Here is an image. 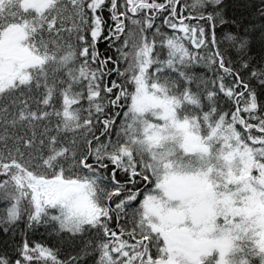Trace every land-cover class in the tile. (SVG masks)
I'll use <instances>...</instances> for the list:
<instances>
[{"label":"snow or ice","instance_id":"obj_1","mask_svg":"<svg viewBox=\"0 0 264 264\" xmlns=\"http://www.w3.org/2000/svg\"><path fill=\"white\" fill-rule=\"evenodd\" d=\"M225 7L0 0V264H264V20Z\"/></svg>","mask_w":264,"mask_h":264},{"label":"trees","instance_id":"obj_2","mask_svg":"<svg viewBox=\"0 0 264 264\" xmlns=\"http://www.w3.org/2000/svg\"><path fill=\"white\" fill-rule=\"evenodd\" d=\"M187 2L191 3V0H187ZM225 4L226 7L224 11L226 13V19L230 22L235 21V23H231L230 27L218 26L216 29L218 39L222 37L224 32H232L233 34L238 33L243 36L245 34V29L250 30L252 24L258 25L264 20V17L259 15V9L264 7L262 0H225ZM67 26H70V24ZM248 39L250 43L246 55L256 57L260 53L262 45L261 32L259 29H257L252 35H249ZM221 46L228 49L229 55L233 59L238 60L240 58L236 53V50L231 48L227 42H224ZM197 71L198 74L202 72L200 69ZM5 206L6 205L3 202H0V212L3 211ZM4 239L5 234L2 229H0V245H2ZM29 239L32 243L44 242L46 236L43 235V229H40L39 232L34 235L29 234Z\"/></svg>","mask_w":264,"mask_h":264}]
</instances>
